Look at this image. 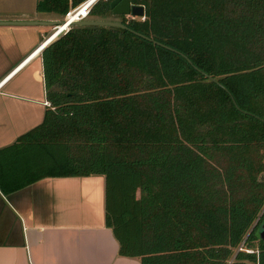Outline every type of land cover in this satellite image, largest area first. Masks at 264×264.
I'll use <instances>...</instances> for the list:
<instances>
[{
    "label": "trees",
    "instance_id": "trees-1",
    "mask_svg": "<svg viewBox=\"0 0 264 264\" xmlns=\"http://www.w3.org/2000/svg\"><path fill=\"white\" fill-rule=\"evenodd\" d=\"M111 1L89 18H109ZM128 1L143 21L74 26L41 51L50 109L0 151V192L100 176L118 256L264 264V0Z\"/></svg>",
    "mask_w": 264,
    "mask_h": 264
},
{
    "label": "crops",
    "instance_id": "crops-1",
    "mask_svg": "<svg viewBox=\"0 0 264 264\" xmlns=\"http://www.w3.org/2000/svg\"><path fill=\"white\" fill-rule=\"evenodd\" d=\"M31 1L28 10L0 11V22L41 23L0 27V151L40 126L50 109L45 99L41 51L4 80L44 42L49 33L46 28L52 27L47 24L57 23V15L37 13L36 0ZM9 155V151L0 155L2 163ZM0 264L139 261L117 255V244L104 227L103 177L94 176L45 178L15 192H0Z\"/></svg>",
    "mask_w": 264,
    "mask_h": 264
},
{
    "label": "water",
    "instance_id": "water-1",
    "mask_svg": "<svg viewBox=\"0 0 264 264\" xmlns=\"http://www.w3.org/2000/svg\"><path fill=\"white\" fill-rule=\"evenodd\" d=\"M108 8L110 10L111 15L115 17L130 16L133 18H138V17L143 16V8L141 6H130V3L128 0H113L109 3ZM40 24L41 23H36V22H0V27H34V26H39ZM55 24L57 23H48L47 26L51 27V26H54ZM75 26L117 28L121 30L126 29L123 25L115 21H89L88 20V21L78 23ZM257 233H258L260 240L264 241V222H262V224L260 225Z\"/></svg>",
    "mask_w": 264,
    "mask_h": 264
},
{
    "label": "built area",
    "instance_id": "built-area-1",
    "mask_svg": "<svg viewBox=\"0 0 264 264\" xmlns=\"http://www.w3.org/2000/svg\"><path fill=\"white\" fill-rule=\"evenodd\" d=\"M97 1H99V0H84L83 2H81L80 4H78L77 6L72 7V8H69L68 11L65 13V15L61 17V21L50 28L49 33L45 37V40H44V42L42 44H46V41L49 40L51 37H55V39H56L59 36L64 35L72 27H74L76 24L81 23V22H84V21H87V19L89 17V12L92 9L93 5ZM130 6H136V5L130 4ZM124 17H125L126 20L139 19L140 21H143V16L142 17H138V18H133V17H130V16H124ZM63 26H65L64 29L61 30V31H59L60 28H62ZM42 44L35 50L36 52H37V50H39V48L42 46ZM35 51L33 53H35ZM32 54H30L9 75H7L4 78V80L8 79L17 69H19L20 67H22L25 64V62H27L26 60L29 57L32 56Z\"/></svg>",
    "mask_w": 264,
    "mask_h": 264
},
{
    "label": "rangeland",
    "instance_id": "rangeland-1",
    "mask_svg": "<svg viewBox=\"0 0 264 264\" xmlns=\"http://www.w3.org/2000/svg\"><path fill=\"white\" fill-rule=\"evenodd\" d=\"M31 7H32V1L31 0H0V11H3V10H9V11L28 10ZM121 18L122 17H115V16L111 15L109 18H107L106 20H103V21L119 22V20ZM55 20H57V23H59L61 21V17L56 16ZM88 20L89 21H101V20H95V19H92L89 17H88L87 21ZM46 31L48 32L49 28H46ZM262 222H264V218L262 219Z\"/></svg>",
    "mask_w": 264,
    "mask_h": 264
},
{
    "label": "bare ground",
    "instance_id": "bare-ground-1",
    "mask_svg": "<svg viewBox=\"0 0 264 264\" xmlns=\"http://www.w3.org/2000/svg\"><path fill=\"white\" fill-rule=\"evenodd\" d=\"M64 27H65V26H63L62 28H60L59 31L63 30ZM54 39H55V37H51L49 40H47V41H46V44L43 45L44 47L42 48V50H43L46 46H48V45H49ZM42 50H41V51H42ZM38 53H39V52H38ZM38 53H36V51H35V53H33L32 56L28 58L27 62H28L30 59H32V58H33L36 54H38ZM25 63H26V62H25ZM20 68H21V67H20ZM20 68H19V69H20ZM17 70H18V69H17ZM17 70H16V71H17ZM16 71H15V72H16ZM15 72H14V73H15Z\"/></svg>",
    "mask_w": 264,
    "mask_h": 264
},
{
    "label": "clouds",
    "instance_id": "clouds-1",
    "mask_svg": "<svg viewBox=\"0 0 264 264\" xmlns=\"http://www.w3.org/2000/svg\"><path fill=\"white\" fill-rule=\"evenodd\" d=\"M43 47H44V46L42 45L36 53L40 52V51L42 50Z\"/></svg>",
    "mask_w": 264,
    "mask_h": 264
},
{
    "label": "flooded vegetation",
    "instance_id": "flooded-vegetation-1",
    "mask_svg": "<svg viewBox=\"0 0 264 264\" xmlns=\"http://www.w3.org/2000/svg\"><path fill=\"white\" fill-rule=\"evenodd\" d=\"M260 227V226H259Z\"/></svg>",
    "mask_w": 264,
    "mask_h": 264
}]
</instances>
